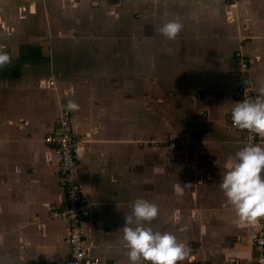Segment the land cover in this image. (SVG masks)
I'll return each instance as SVG.
<instances>
[{"label":"crops","instance_id":"0c3cea01","mask_svg":"<svg viewBox=\"0 0 264 264\" xmlns=\"http://www.w3.org/2000/svg\"><path fill=\"white\" fill-rule=\"evenodd\" d=\"M170 20L183 24L174 41L157 31ZM0 50L12 58L0 69V264L68 256L44 136L69 101L87 253L129 264L122 227L140 198L159 208L154 231L190 246L178 264L255 263L256 223L237 222L219 185L242 148L228 127L236 50L254 98L264 86V0H1ZM168 135L180 145L139 144Z\"/></svg>","mask_w":264,"mask_h":264},{"label":"clouds","instance_id":"9594fccd","mask_svg":"<svg viewBox=\"0 0 264 264\" xmlns=\"http://www.w3.org/2000/svg\"><path fill=\"white\" fill-rule=\"evenodd\" d=\"M182 29L180 21L170 20L157 31L165 39L174 41ZM11 59L8 52L0 50V69ZM66 108L73 111L78 105L69 101ZM231 120L232 127L249 133L251 140H264V86L257 89L254 99L234 103ZM214 163L220 167L219 160ZM224 167L219 186L237 222L243 226L264 219V144H245ZM158 215L155 203L140 198L131 203V211L124 216L122 227L129 264H178L190 255V246L179 242L175 235L153 230L150 225Z\"/></svg>","mask_w":264,"mask_h":264},{"label":"built area","instance_id":"2783aa9c","mask_svg":"<svg viewBox=\"0 0 264 264\" xmlns=\"http://www.w3.org/2000/svg\"><path fill=\"white\" fill-rule=\"evenodd\" d=\"M234 59L239 102L243 99H254L252 80L248 75V58L241 50H236ZM50 84H53V81H50ZM228 127L235 129L232 127V120H230ZM235 130L242 133V147L248 143H259L258 138L255 141L251 140L250 134L246 131ZM44 142L48 145H54L58 151V173L59 183L63 189V203L60 208H57L55 205L51 206L50 214L55 218L67 221L69 253L63 261H37L31 264H103L100 257L87 253L84 245V231L82 228L84 211L81 206V186L75 176L76 157L74 149L77 145V140L72 132L71 113L69 110L63 109L59 113V116L55 120L53 131L44 136ZM139 144L176 148L180 145V142L168 135L163 138L147 137L141 139ZM255 225L256 231L253 236V246L256 251V260L254 264H264V219L259 220Z\"/></svg>","mask_w":264,"mask_h":264}]
</instances>
